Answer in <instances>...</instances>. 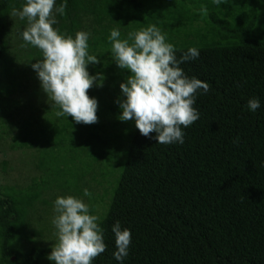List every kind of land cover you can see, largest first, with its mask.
Here are the masks:
<instances>
[{
    "label": "trees",
    "instance_id": "16d2710c",
    "mask_svg": "<svg viewBox=\"0 0 264 264\" xmlns=\"http://www.w3.org/2000/svg\"><path fill=\"white\" fill-rule=\"evenodd\" d=\"M24 2L0 0V147L8 139L10 149L43 148L38 175L0 186V264H54L46 259L57 240L49 209L57 196L78 198L85 188L106 245L92 264H117L116 220L131 233L123 264H264V0H55L65 5L52 25L58 34L92 26L87 51L97 62L86 70L104 77L86 90L97 100L93 124L56 116L50 98L22 96L29 77L8 35L9 16ZM149 24L177 59L199 50L179 67L209 85L195 93L199 119L182 128V144L156 143L117 119L114 100L128 71L111 59L109 31L119 29L123 39ZM251 97L260 100L255 112L246 108ZM5 165L0 174L7 175Z\"/></svg>",
    "mask_w": 264,
    "mask_h": 264
},
{
    "label": "clouds",
    "instance_id": "9594fccd",
    "mask_svg": "<svg viewBox=\"0 0 264 264\" xmlns=\"http://www.w3.org/2000/svg\"><path fill=\"white\" fill-rule=\"evenodd\" d=\"M54 3L55 0H25L20 10H12V15L26 18L27 27L20 36L41 52L42 59L35 60L30 67L47 99L58 107L55 115L93 124L97 120V100L89 97L86 90L102 86L104 77L102 73L90 75L86 70L87 64L97 62V57L87 51V32L62 36L52 27L57 22L55 14L63 15L65 8L61 3L53 11ZM212 3L219 6L226 0ZM200 11L206 13L207 9L201 7ZM107 39L112 61L117 68L128 71L119 83L120 95L114 100L119 109L117 119L131 120L142 136L156 143L182 144V128L199 119V112L193 107L195 93L209 91L207 82L187 77L179 67L182 62L197 59L199 50L189 47L177 59L174 46L151 24L127 33L123 39L119 29H110ZM260 107L258 97H251L246 103L250 112ZM82 191L85 197L89 196L86 188ZM53 211L51 223L57 240L46 259L54 264H92L106 248L99 217L90 214L88 205L71 195L57 196ZM110 230L115 247L112 257L117 264H123L131 241L130 230L121 228L119 220L113 222Z\"/></svg>",
    "mask_w": 264,
    "mask_h": 264
},
{
    "label": "rangeland",
    "instance_id": "374dc122",
    "mask_svg": "<svg viewBox=\"0 0 264 264\" xmlns=\"http://www.w3.org/2000/svg\"><path fill=\"white\" fill-rule=\"evenodd\" d=\"M55 9V6H53V11ZM88 24H85L84 32H87L88 34L91 33V24L87 22ZM9 25H10V31H9V50L12 51L15 55H18V65L20 66V69L27 73L29 80H28V89L23 93L22 96H25L26 99H29L28 102H43L47 97L45 98L46 94L43 93L39 86V81L36 79L34 71L31 69L30 64L34 63L37 59H42L41 52L39 49H37L34 46H31L30 44H27L24 42L20 36V32L26 29L27 27V20L26 18L24 20L19 19L17 16L11 15L9 16ZM10 141L7 139L3 146L0 147V161L6 162L5 167L7 168V175L0 174V186H10L11 184H18L20 185L23 183V180H28L30 178V174H36L38 175L39 172L35 169V164L37 163L38 153L41 150V148L35 149V148H22V150L17 149H10L9 148ZM23 164V165H22ZM22 166V167H21ZM12 179V180H10ZM100 181V179H98ZM85 182H87V177H85ZM111 184V183H110ZM94 185V182L89 183L88 186ZM109 186H103L106 188L107 192L109 191ZM92 188H94L92 186ZM94 196H96V201L99 204V195L102 196V190L95 188ZM49 195V191L44 193L43 196ZM106 197L107 193L104 196L102 200H104V204L106 203ZM79 199H81L84 203L90 206L92 205L93 201L91 198L85 196H79ZM103 204V203H102ZM48 210V209H47ZM55 215L53 211V206L51 209H49V218L52 221L53 216ZM55 234V232H54ZM56 236V235H54ZM47 235L43 234L42 239L40 242H46ZM49 240V238H48ZM26 248L28 246H25Z\"/></svg>",
    "mask_w": 264,
    "mask_h": 264
}]
</instances>
